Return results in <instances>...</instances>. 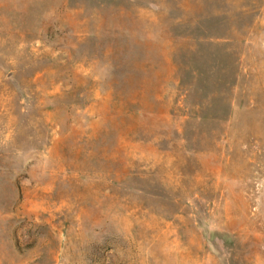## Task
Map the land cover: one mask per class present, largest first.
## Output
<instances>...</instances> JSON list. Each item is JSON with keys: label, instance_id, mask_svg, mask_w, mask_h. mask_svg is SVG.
Listing matches in <instances>:
<instances>
[{"label": "rangeland", "instance_id": "obj_1", "mask_svg": "<svg viewBox=\"0 0 264 264\" xmlns=\"http://www.w3.org/2000/svg\"><path fill=\"white\" fill-rule=\"evenodd\" d=\"M0 264H264V0H0Z\"/></svg>", "mask_w": 264, "mask_h": 264}]
</instances>
